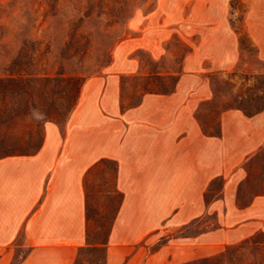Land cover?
<instances>
[{
	"label": "crops",
	"instance_id": "1",
	"mask_svg": "<svg viewBox=\"0 0 264 264\" xmlns=\"http://www.w3.org/2000/svg\"><path fill=\"white\" fill-rule=\"evenodd\" d=\"M243 1L249 34L264 54L263 28L253 24L264 22L258 11L264 0ZM206 2L223 8L216 16H196L217 24L199 37L224 26L232 48L223 58L203 53L200 40L184 57L174 90L145 92L129 107L122 103L119 72L90 77L65 123L46 122L37 151L0 156V264L79 263L82 249L92 244L86 175L104 158L116 161L122 195L104 243V264H182L264 233V193L243 207L236 202L243 165L264 147V107L253 114L238 107L221 111L219 134L206 133L197 115L213 95L202 77L206 61L219 68L237 56L230 0ZM129 65L135 71L139 62ZM219 176L222 190L207 200ZM208 214L214 222L207 230L174 232ZM159 231L172 234L151 249Z\"/></svg>",
	"mask_w": 264,
	"mask_h": 264
},
{
	"label": "rangeland",
	"instance_id": "2",
	"mask_svg": "<svg viewBox=\"0 0 264 264\" xmlns=\"http://www.w3.org/2000/svg\"><path fill=\"white\" fill-rule=\"evenodd\" d=\"M206 0H0V156L33 153L43 141L47 121L63 125L88 78L120 73L125 107L140 102L148 91L170 92L182 72L186 54L201 40L203 53L220 59L232 48V36L219 25L218 34L199 35L217 25L199 21L222 11ZM249 7L230 0V27L237 33L236 59L211 68L202 77L213 95L202 101L197 115L206 133L219 134V113L238 107L253 114L264 107V54L245 21ZM264 13V6L258 7ZM264 46V22H255ZM226 29V30H225ZM202 31V32H201ZM227 33V34H226ZM132 59L139 62L129 71ZM244 177L237 205L264 193V147L243 165ZM117 164L104 158L86 175L91 245L81 251L78 264H104L105 242L121 201L115 185ZM224 178L216 177L206 199L220 193ZM214 216L181 226L180 235L207 230ZM172 231L157 232L151 249ZM264 233L255 232L213 256L182 264H262Z\"/></svg>",
	"mask_w": 264,
	"mask_h": 264
}]
</instances>
